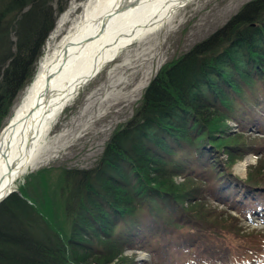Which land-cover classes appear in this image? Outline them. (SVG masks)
<instances>
[{"label": "trees", "instance_id": "1", "mask_svg": "<svg viewBox=\"0 0 264 264\" xmlns=\"http://www.w3.org/2000/svg\"><path fill=\"white\" fill-rule=\"evenodd\" d=\"M51 9L49 0H0V116L32 75L52 27ZM14 11L18 18L14 19ZM11 28L21 32L14 51L7 44L13 43L4 40ZM157 72L132 117L112 132L92 168L56 172L43 168L33 175L32 184L41 185L38 193L35 188L36 196L26 195L24 186H18L0 204V264H84L86 260L117 264L124 247L149 248L157 256L166 255L170 264L174 251L182 264H244L250 251L256 254L253 264L260 260L264 234L243 233L240 220L224 204L232 202L247 212L263 209L264 185L259 183L264 181V166L243 180L232 172L230 160L229 166L218 169L194 168L179 163V152L193 149L197 162L215 151L219 154L214 141L221 137L214 139L215 126L206 127L205 106L229 119L227 84L239 99L246 101L243 95L248 94L252 107L247 114L237 110L234 119L240 131L230 137L229 148L222 149L235 160L253 153L264 161V135H254L249 143L237 142L245 140L247 124L264 128V0L245 4L223 27ZM240 80L249 87L253 86L249 80L258 83L260 91H251ZM239 105L242 110L244 105ZM220 121L223 127L225 120ZM221 127L218 131L224 134ZM164 166L170 171L165 172ZM157 173L182 176L193 187L176 192L173 183ZM44 175L57 176V183ZM70 187L67 231L57 214ZM185 200L194 204L192 208L183 206Z\"/></svg>", "mask_w": 264, "mask_h": 264}, {"label": "rangeland", "instance_id": "2", "mask_svg": "<svg viewBox=\"0 0 264 264\" xmlns=\"http://www.w3.org/2000/svg\"><path fill=\"white\" fill-rule=\"evenodd\" d=\"M84 1L85 0H49V6L52 8L50 19L52 27L45 37L40 52L33 63L31 77L16 93L12 103L8 107L7 113L4 116H0V130L7 123L10 115H12V107L15 106L19 96L31 79H33L43 55L47 49L53 45L54 41H56L58 31L61 30L63 32V29L67 28L69 25L67 21L76 17L77 13L81 11V4ZM250 1L252 0H192L184 7L174 12L171 18L172 21L170 20L171 22H165L158 30H156L155 33L146 34L141 40H136L132 45L121 50L119 56L107 65H104L102 70L94 78H92L90 82L86 83L81 88L76 99L71 101V103L65 107L63 112L59 114L60 116H58L56 122L52 124V127L49 130L50 132L44 140V152H42L41 156V159H43L41 165L34 170L28 171L17 181L16 187L19 183L18 186H24L23 192L26 195L31 193L36 196L35 188L38 193L41 185H37V183L32 184L35 179L33 175L38 174V171L43 170V168H49L51 172L58 171V168H92L101 156L105 142L111 136L112 132L117 128V126L125 124L132 117L135 109L141 101L142 92L149 84L151 78L158 73L157 71L160 67L165 65V63H169L172 59L175 60L179 58L192 49L196 44L210 37L214 32L223 27L245 4ZM27 9L28 8H25V10ZM18 14L19 12L15 14L14 11V19L16 17L18 18ZM64 19L67 20L65 23ZM29 20L30 19L28 18L27 22H29ZM17 34L21 35L18 28H11L9 31L5 32V35L8 37H4V40L6 43L7 41L13 43H7L11 46L13 51L15 50V46L18 44L16 40ZM125 60L128 61L126 62ZM117 65H120V68ZM140 82H142V84L138 87ZM239 83L253 92L257 90L260 91L259 84H254L251 80H249V85H253L252 87H249L243 80H240ZM225 85L230 92V105L227 109L229 119L226 120L224 116L217 114L216 110H213L210 105L205 106L208 112L206 113V117H204L206 127L210 124L216 127L212 130L213 135L215 136L214 139H217L219 136L221 139L214 141V143L221 151L219 154L215 151L210 156L206 155L201 162H197L195 161L196 153L193 149L189 151L182 150L183 152H179V163L184 166L193 165L194 168L201 165L211 169H218L224 164H228L230 160L232 165L230 168L233 170L232 172H234V174H236L239 178L246 180L249 173L264 166V161L258 159L256 160L257 155L253 153H249L243 158L235 160L233 157H226L223 149L229 148L230 145L227 144H231L230 137H232V134L240 131V124L238 120L234 119L237 110L239 113L247 114L251 112L250 108L252 105L249 101L248 94L243 95L246 99V101H244L239 99L240 95L235 93L230 86L227 84ZM259 98L261 97L259 96ZM202 100L200 101L202 102ZM203 101L204 103L206 102L205 100ZM239 104L244 105L242 110L240 109ZM194 111L196 110H190V112ZM214 111L216 113L215 115L213 114ZM257 112L262 114V111ZM220 118L225 120L223 122V127L226 132L224 134L223 132L218 131L222 124ZM206 127L203 126V129L205 133H208V129ZM178 132L179 131H176V134H178ZM243 132L246 134L243 135L245 140L237 141L240 142L239 144L249 143L251 141L249 138H253L254 135H261L264 133V128L257 130L254 125L247 124ZM201 142L202 145L205 146V149L211 150V145H207L205 141ZM250 155H252V158L250 159L253 161L248 162V164L245 165V169L242 174L236 172L237 166L246 161ZM147 165L151 169L154 168L153 164L147 163ZM226 166H229V164ZM164 167L165 172L170 171L168 166ZM188 170L189 169L186 168L183 171V176L188 172ZM163 174L164 175H162V173H157V176L161 177L162 175L166 179L170 180L178 189H173L174 191L182 192L186 190L187 192V190H189L191 184L187 181V179H183L182 176L173 177L165 173ZM45 177H48L50 183H57L58 181L57 176L54 177L51 175H44L43 178ZM151 177L154 176L151 175ZM259 184L264 185V181ZM152 186L157 187V185ZM40 192L43 194L42 191ZM68 195H73L72 187L69 188L68 194L62 199L57 214V218H59L61 224L67 231L69 227L68 206L71 204V202L66 200ZM117 196L118 198H121L120 195ZM40 201H42V199H40ZM185 201L186 202L183 206L187 209L192 208V205L194 204L187 200ZM248 203L252 204L251 202ZM224 207H226V210L230 214H235V216L240 218V225L243 228H246L243 233L255 234L262 232L264 234V211L249 213L250 216L246 218L241 213L242 210L240 207L232 206V202H226ZM164 209L166 208L164 207L162 210ZM189 210L194 211L195 209ZM166 213L168 212L166 211ZM142 217L149 219L148 213H143ZM149 236L150 235L147 234V237ZM155 248L157 249V244L155 245ZM256 248L260 249L259 243ZM236 256H238L237 253ZM121 257H124V259H120ZM118 258L119 261L117 264H170L166 255L161 254V256H157L156 253L151 252V250L146 247L143 249L136 247H124V250L118 255ZM130 258L133 260V263H130ZM255 259V252L250 251L245 255L244 264H251V262ZM86 262L87 263L84 264H88L87 260ZM258 263L259 261L255 264ZM171 264H182L181 255L175 253V251L172 255Z\"/></svg>", "mask_w": 264, "mask_h": 264}, {"label": "bare ground", "instance_id": "3", "mask_svg": "<svg viewBox=\"0 0 264 264\" xmlns=\"http://www.w3.org/2000/svg\"><path fill=\"white\" fill-rule=\"evenodd\" d=\"M190 1L85 0L76 17L64 19L69 25L63 32L59 30L56 41L46 48L33 79L0 130V178L4 174L9 178L15 169L13 187H16L28 171L39 167L44 140L52 124L76 99L81 88L104 65L115 60L121 50L146 34L155 33ZM250 158L239 164L236 172L242 174L245 165L253 161Z\"/></svg>", "mask_w": 264, "mask_h": 264}, {"label": "water", "instance_id": "4", "mask_svg": "<svg viewBox=\"0 0 264 264\" xmlns=\"http://www.w3.org/2000/svg\"><path fill=\"white\" fill-rule=\"evenodd\" d=\"M15 171H16L15 169L11 170V172L9 174V178H5V176H6L5 174L3 176H1V178H0V204L12 192L16 191V189L13 187L14 179L17 176V173H16L13 177V174Z\"/></svg>", "mask_w": 264, "mask_h": 264}]
</instances>
